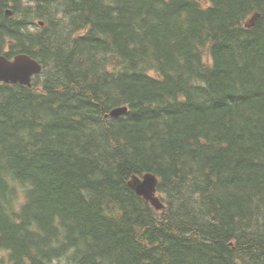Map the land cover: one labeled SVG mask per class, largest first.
I'll use <instances>...</instances> for the list:
<instances>
[{"label":"trees","instance_id":"trees-1","mask_svg":"<svg viewBox=\"0 0 264 264\" xmlns=\"http://www.w3.org/2000/svg\"><path fill=\"white\" fill-rule=\"evenodd\" d=\"M0 53V264H264V0H0Z\"/></svg>","mask_w":264,"mask_h":264},{"label":"water","instance_id":"water-1","mask_svg":"<svg viewBox=\"0 0 264 264\" xmlns=\"http://www.w3.org/2000/svg\"><path fill=\"white\" fill-rule=\"evenodd\" d=\"M7 14H11V11H8ZM40 25L44 24L41 22ZM42 71L41 64L27 54H18L13 59H8L0 53V83L31 87L33 77L40 75ZM128 111V107L115 108L106 114V117L118 118L127 114ZM158 184L159 179L151 173L141 177L133 176L129 182V186L138 196L160 211L165 209V206L158 195Z\"/></svg>","mask_w":264,"mask_h":264},{"label":"rangeland","instance_id":"rangeland-1","mask_svg":"<svg viewBox=\"0 0 264 264\" xmlns=\"http://www.w3.org/2000/svg\"><path fill=\"white\" fill-rule=\"evenodd\" d=\"M32 30L35 31L36 30V26H34ZM18 54H20V53H18ZM18 54H16V55H18Z\"/></svg>","mask_w":264,"mask_h":264},{"label":"bare ground","instance_id":"bare-ground-1","mask_svg":"<svg viewBox=\"0 0 264 264\" xmlns=\"http://www.w3.org/2000/svg\"><path fill=\"white\" fill-rule=\"evenodd\" d=\"M126 107V106H125ZM148 174V173H147ZM138 177H141V176H138ZM137 194V193H136ZM165 206V205H164ZM165 209H163V210H160V211H164ZM158 211V210H157Z\"/></svg>","mask_w":264,"mask_h":264}]
</instances>
